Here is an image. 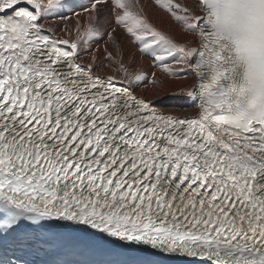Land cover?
Listing matches in <instances>:
<instances>
[{"label":"snow or ice","instance_id":"obj_1","mask_svg":"<svg viewBox=\"0 0 264 264\" xmlns=\"http://www.w3.org/2000/svg\"><path fill=\"white\" fill-rule=\"evenodd\" d=\"M0 264H264V0H0Z\"/></svg>","mask_w":264,"mask_h":264},{"label":"bare ground","instance_id":"obj_2","mask_svg":"<svg viewBox=\"0 0 264 264\" xmlns=\"http://www.w3.org/2000/svg\"><path fill=\"white\" fill-rule=\"evenodd\" d=\"M145 3H148V0H145ZM149 15L151 16L153 23L157 24V26H161L165 30L169 28L170 26L169 19L162 12L149 8ZM101 23L102 24L106 23V17H102ZM110 30H111L110 28L105 29V31H110ZM57 35H61L67 38L65 33H57ZM114 36H115L116 41L121 45L123 52L125 53V63H128L130 60H134L135 63L139 64L140 61L138 57H133L129 55L130 52H135V47L133 46V44L129 42L124 37V35L120 33L119 31L115 33ZM105 47H107L110 51L113 50L114 48L113 41L109 40L107 35H103V38L101 40H99L96 43H93L91 46L92 50H95V49L100 50L99 52H96V55H101ZM101 59H103L102 56H101ZM90 60H91V56L89 55L87 51H85L83 53L82 62L88 63ZM143 63H144L145 71H147L149 74L153 71H156L150 66V63L147 60H145ZM100 74L101 75L112 74V72L106 68ZM157 79L161 82L158 87L154 88L152 84L146 82L147 86L142 85L139 89H137V93L140 95H144L148 99H154L156 97L164 98L165 94H167L169 99H166L163 104H161L158 99H154V103L157 109L165 111L166 113H170L173 115H179V116H183L186 114L191 115L194 113L193 110H190L187 108H184V109L178 108L175 105L170 104L171 94L174 91H177L179 87L183 86L184 84L190 83L191 78H189L188 80H176L172 78L166 79L159 72H157Z\"/></svg>","mask_w":264,"mask_h":264}]
</instances>
